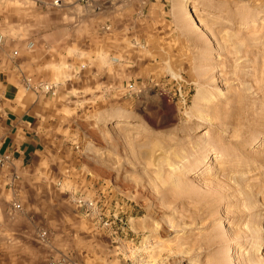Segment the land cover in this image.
Masks as SVG:
<instances>
[{"label": "rangeland", "instance_id": "374dc122", "mask_svg": "<svg viewBox=\"0 0 264 264\" xmlns=\"http://www.w3.org/2000/svg\"><path fill=\"white\" fill-rule=\"evenodd\" d=\"M91 1L0 0L1 100L40 141L0 165V264H264V0H179L197 34L161 58L108 21L81 40Z\"/></svg>", "mask_w": 264, "mask_h": 264}, {"label": "crops", "instance_id": "0c3cea01", "mask_svg": "<svg viewBox=\"0 0 264 264\" xmlns=\"http://www.w3.org/2000/svg\"><path fill=\"white\" fill-rule=\"evenodd\" d=\"M69 9V19L75 21L79 27L89 29L81 36L84 42L93 40L97 27L108 21L111 41L124 35L127 43L132 46L135 43H140L144 47L146 45L150 57H176L179 35L182 32L189 35L197 34L189 25L184 29L181 28L183 15L179 0H126L124 4L109 3L108 5L92 0L88 4L73 5ZM89 51L93 52L95 49L90 48ZM3 87L8 89L7 85ZM3 99L1 100L0 95V157L7 155L9 162L2 165H16L13 170L22 169L31 165L33 158L40 153L39 137L31 133L21 134L19 126L22 121L20 122L19 117H10L11 109L17 107L15 98L3 96ZM1 121L5 123L3 128ZM8 131L14 132L10 135L11 140L1 145V136H5ZM7 170L5 167L0 168V186L2 180L9 178L10 173Z\"/></svg>", "mask_w": 264, "mask_h": 264}, {"label": "bare ground", "instance_id": "6f19581e", "mask_svg": "<svg viewBox=\"0 0 264 264\" xmlns=\"http://www.w3.org/2000/svg\"><path fill=\"white\" fill-rule=\"evenodd\" d=\"M195 5V4H194ZM193 5V6H194ZM192 7V6H190ZM190 7L188 6V9H189V14L191 15L192 14V10L190 9ZM193 18V17H192ZM195 19V17L193 18ZM194 22L196 23V21L194 20ZM198 23V22H197ZM197 23L195 24L197 26ZM216 124V123H214ZM217 125V124H216ZM257 142V141H256ZM255 143V141H254ZM245 144H247V140L245 138H242L241 141H239V145L241 146H244ZM193 151V150H192ZM218 151L216 149H210L209 148V153H212L214 154V156L218 155L217 153ZM204 153L201 152L199 154H196L194 155V159L193 161L189 164V165H183L184 168H182L181 172L179 175H181L182 177L185 176V172H187V170H193V174L194 175H199L202 173V171H200V168H197V165L202 161V157L204 156L203 155ZM204 160V159H203ZM213 160V158H212ZM189 161V160H188ZM213 165L212 161L209 160V158L207 159V162H206V166L208 167H211ZM179 168V167H178ZM179 173V172H178ZM190 189H195V187L193 185H189V184H183L182 182L178 183L174 186V193H176L177 196L179 197H187L189 194L187 191H189ZM252 216V215H251ZM260 232V231H259ZM240 238H241V241L243 242H249V243H252V241L256 238V239H261L262 238V235H260V233H258L257 231H252L251 228L250 230H246L245 232H242L240 233ZM252 261V258H246L245 260V264L247 263H250ZM256 261V260H255ZM261 262V261H260ZM243 263V264H244Z\"/></svg>", "mask_w": 264, "mask_h": 264}, {"label": "built area", "instance_id": "2783aa9c", "mask_svg": "<svg viewBox=\"0 0 264 264\" xmlns=\"http://www.w3.org/2000/svg\"><path fill=\"white\" fill-rule=\"evenodd\" d=\"M81 1L87 2V0H81ZM59 3H60V0H52L51 5L58 6ZM0 42H1V36H0ZM45 87L47 88V86H45ZM8 162H9V157L7 155H1L0 164L2 165L5 163H8ZM14 176H15V174H14ZM12 207L14 209H17V208H19V205L16 203H13ZM62 262H63L62 260H51V261H48L46 264H63Z\"/></svg>", "mask_w": 264, "mask_h": 264}]
</instances>
